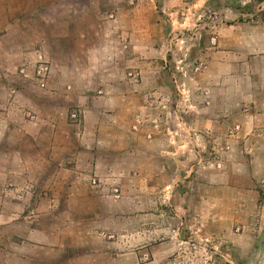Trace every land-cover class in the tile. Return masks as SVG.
I'll return each instance as SVG.
<instances>
[{"label": "rangeland", "instance_id": "374dc122", "mask_svg": "<svg viewBox=\"0 0 264 264\" xmlns=\"http://www.w3.org/2000/svg\"><path fill=\"white\" fill-rule=\"evenodd\" d=\"M134 5L108 6L103 12L120 17L132 14ZM225 9L194 2L183 7H139L135 13L150 16L153 22L109 24L115 49H109L106 57L114 51L116 64L104 60L102 92L91 91L90 98L105 109L111 104L98 98H108L115 108L120 98H133L136 111L132 116L120 115V121H131L137 150L124 153L120 148L127 143L120 137L115 149H109L110 156L105 154L102 164L78 183L65 172L59 175L60 182H53L60 171L38 159L33 148L26 153L25 177L19 180L17 166L9 168L16 173L7 179L0 152V219L20 218L24 212L39 214L44 224L76 223V233L83 235L77 243L81 253L89 249L82 239L92 240L95 249L102 239L114 243L106 251L116 261L107 264H263L258 245L263 239V151L253 154L254 173L262 177L253 195L246 180L250 166L244 163L251 152L236 151L225 128L219 124L213 128L204 118L211 115L213 105L206 82L201 83L200 74L206 73L201 58L217 46L218 31L237 20L226 17ZM227 9L229 16L248 13L245 18L250 19L256 8ZM137 25L134 42L154 54V70L135 74L139 92L133 96L132 87L123 83L136 78L133 58L121 59L120 42L111 31L131 33ZM128 43L131 49L127 37ZM140 63H147L146 59ZM34 71L27 76L32 78ZM221 102L217 99L214 104L217 115ZM72 113L78 115L76 122L69 119ZM68 120L75 125L81 122L79 107L70 110ZM43 192L47 194L42 197ZM52 192L56 196L49 198ZM49 206L59 210V219L46 213ZM83 225L92 227L81 231ZM72 240L68 238L70 244Z\"/></svg>", "mask_w": 264, "mask_h": 264}, {"label": "crops", "instance_id": "0c3cea01", "mask_svg": "<svg viewBox=\"0 0 264 264\" xmlns=\"http://www.w3.org/2000/svg\"><path fill=\"white\" fill-rule=\"evenodd\" d=\"M130 2L135 4L132 14L114 18L103 12L108 6L125 7ZM189 2L226 8V17L237 19L234 25L218 31L217 46L201 58V70H206L200 74L201 83L206 82L204 86L213 105L211 115L204 118H208L213 128L217 124L225 128L224 133L236 151L251 152V156L244 157V163L250 166L246 180L253 195L258 193L256 187L262 178L254 173L253 154L263 151V239L258 245L263 250L264 264V0H0V152H3L5 177L14 178L12 175L16 172L8 170L17 166L19 180L25 177L22 173H26L29 148L36 149V157L43 159L48 167L60 171L54 175L53 182H60L59 175L65 172L73 183L84 180L94 167H99L120 137L127 143L126 147H119L124 153L137 150L134 143L138 138L130 129L131 121L127 124L120 121V115L132 116L136 111L131 106L133 98H120L122 102L116 108L108 98H98L111 104L106 109L101 102L90 98L91 91L102 92L99 79L104 60L116 64L114 51L111 50V57H106L109 49H115L108 25L153 22L150 16L135 11L139 7H183ZM252 6L256 9L250 12V19L245 18L248 13L227 14V8ZM132 29L131 33L123 29L111 31L120 42L121 59L126 55L133 58L134 75L144 70L153 72L154 54L135 44L139 27ZM127 37L131 40V49L129 43L125 44ZM39 56L50 67L44 88L34 76L29 78L19 73L25 69L32 75L33 64ZM141 59L147 63H140ZM123 83L132 87L133 96L134 91L139 92L137 76ZM135 96L139 98V94ZM217 99H222L224 104L219 115L214 108ZM74 106L82 111L78 125L68 120ZM46 194L43 192L41 196ZM49 195L54 198L56 193ZM45 211L59 219L60 212L54 207L49 206ZM39 219L37 213L29 216L24 212L20 218L0 219V264L116 261L106 251L114 243L102 239L95 249L92 240L82 239L89 249L81 253L77 243L83 235L76 233L78 224H44ZM90 227L83 225L81 231ZM69 237L73 238L72 244Z\"/></svg>", "mask_w": 264, "mask_h": 264}, {"label": "built area", "instance_id": "2783aa9c", "mask_svg": "<svg viewBox=\"0 0 264 264\" xmlns=\"http://www.w3.org/2000/svg\"><path fill=\"white\" fill-rule=\"evenodd\" d=\"M36 63V67L34 69L35 71L33 72L34 79L41 88H44L45 81L48 79L50 74V67L48 62H46L41 56L38 57ZM19 72L21 75L27 77L25 69H21ZM69 117L73 122H76L78 119V115L76 113H72ZM113 193L116 197H118V190H114Z\"/></svg>", "mask_w": 264, "mask_h": 264}]
</instances>
